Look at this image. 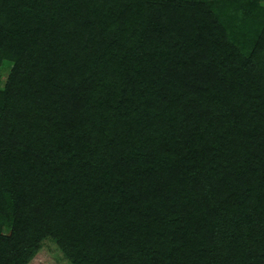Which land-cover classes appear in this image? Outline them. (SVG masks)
<instances>
[{
  "label": "trees",
  "instance_id": "obj_1",
  "mask_svg": "<svg viewBox=\"0 0 264 264\" xmlns=\"http://www.w3.org/2000/svg\"><path fill=\"white\" fill-rule=\"evenodd\" d=\"M0 264H264L260 0H0Z\"/></svg>",
  "mask_w": 264,
  "mask_h": 264
},
{
  "label": "rangeland",
  "instance_id": "obj_2",
  "mask_svg": "<svg viewBox=\"0 0 264 264\" xmlns=\"http://www.w3.org/2000/svg\"><path fill=\"white\" fill-rule=\"evenodd\" d=\"M260 3L264 4V0H260ZM10 70L11 64L4 63L0 68L1 88L4 87ZM27 264H68V261L57 244L52 239L46 238Z\"/></svg>",
  "mask_w": 264,
  "mask_h": 264
}]
</instances>
